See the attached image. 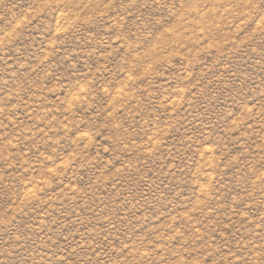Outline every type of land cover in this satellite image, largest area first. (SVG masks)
Returning a JSON list of instances; mask_svg holds the SVG:
<instances>
[{"label": "rangeland", "instance_id": "rangeland-1", "mask_svg": "<svg viewBox=\"0 0 264 264\" xmlns=\"http://www.w3.org/2000/svg\"><path fill=\"white\" fill-rule=\"evenodd\" d=\"M0 264H264V0H0Z\"/></svg>", "mask_w": 264, "mask_h": 264}]
</instances>
